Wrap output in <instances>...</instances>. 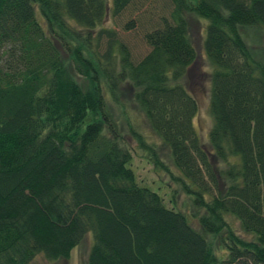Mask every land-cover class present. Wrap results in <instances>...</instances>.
Segmentation results:
<instances>
[{"label": "trees", "instance_id": "16d2710c", "mask_svg": "<svg viewBox=\"0 0 264 264\" xmlns=\"http://www.w3.org/2000/svg\"><path fill=\"white\" fill-rule=\"evenodd\" d=\"M190 16L206 23L208 145ZM243 28L264 30V0H0V264L67 260L90 234L87 264H264V57ZM126 89L158 142L132 135L191 218L132 169L109 108Z\"/></svg>", "mask_w": 264, "mask_h": 264}, {"label": "rangeland", "instance_id": "374dc122", "mask_svg": "<svg viewBox=\"0 0 264 264\" xmlns=\"http://www.w3.org/2000/svg\"><path fill=\"white\" fill-rule=\"evenodd\" d=\"M106 2L109 6L112 4V0H106ZM38 16L40 21L43 22V18L40 13ZM189 19L192 40L198 52L196 73L198 72L204 74L201 82L197 77L198 73L193 76V84L189 87L190 92L195 96L199 104V112L195 117L194 124L203 144L208 145L209 133L214 124V120L210 111V75L212 73V67L208 61L204 49L206 23L195 16H190ZM105 26L108 29L116 28L111 17H108L105 22ZM240 32L248 44L251 52L256 54V56L258 55L259 57H264V30L257 28H243L240 29ZM128 35L131 38L129 42L132 44L134 43L136 46L135 53L137 55H142L144 53V47L139 34L134 32L129 33ZM69 64L70 63L67 62L69 70L74 74V69L72 65L69 66ZM125 94L126 97L121 96L120 101H114V99H110L109 108L123 129V136L127 140L126 144L133 149V162L131 165L132 169L135 171L141 184L157 191L165 199L167 204H170L173 192L178 190L177 192L179 193L175 198L177 200V205L182 211L189 215V218H191V197L178 188L173 178L167 173L162 172L161 175L158 176L153 166L149 162L148 153L146 150L143 151V148L139 145L138 139L132 135V129H135L141 133L142 139L148 145H152L153 141L158 142L156 136L152 133L148 126L145 125L142 115L134 109V106L130 100L131 98L128 89H126ZM147 149L150 148L147 147ZM218 163L221 166L219 161ZM173 172L176 175L178 174V171L175 169ZM191 223L196 227L198 226V223L193 219H191ZM233 224L237 233L242 236L243 234L239 224L236 222ZM243 236L247 239L250 238L246 235ZM208 242L212 252L215 255L220 258L227 256V251L225 250L220 237L209 236ZM92 244L93 236L90 234L82 241L79 246L73 250L69 259L51 262L40 255L31 264H87L88 254Z\"/></svg>", "mask_w": 264, "mask_h": 264}]
</instances>
